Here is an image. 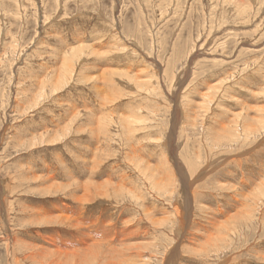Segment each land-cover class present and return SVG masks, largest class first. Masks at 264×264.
Wrapping results in <instances>:
<instances>
[{
	"label": "rangeland",
	"instance_id": "obj_1",
	"mask_svg": "<svg viewBox=\"0 0 264 264\" xmlns=\"http://www.w3.org/2000/svg\"><path fill=\"white\" fill-rule=\"evenodd\" d=\"M263 118L264 0H0V264L88 221L150 264H264Z\"/></svg>",
	"mask_w": 264,
	"mask_h": 264
},
{
	"label": "bare ground",
	"instance_id": "obj_2",
	"mask_svg": "<svg viewBox=\"0 0 264 264\" xmlns=\"http://www.w3.org/2000/svg\"><path fill=\"white\" fill-rule=\"evenodd\" d=\"M130 83V82H129ZM126 85V84H125ZM130 85V84H129ZM127 96V95H126ZM112 104V103H111ZM262 119V118H260ZM264 119V118H263ZM263 123V122H262ZM129 127V126H128ZM141 131V130H140ZM103 132V131H102ZM131 132V131H130ZM129 132V133H130ZM131 134V133H130ZM137 138V137H136ZM129 139V138H128ZM137 140V139H136ZM133 145V144H132ZM165 145V144H164ZM135 148V147H134ZM132 148V149H134ZM154 148V147H153ZM137 149V148H136ZM135 149V150H136ZM106 151V150H105ZM138 151V150H137ZM141 151V150H140ZM139 152V151H138ZM137 152V153H138ZM135 151V154H137ZM134 154V153H133ZM137 156V155H135ZM161 165V164H160ZM164 165V164H163ZM140 166H142L141 162H138L135 164V168L142 172V170H145V166L144 169H140ZM160 167V166H159ZM134 168V167H133ZM163 168V167H162ZM97 169V168H96ZM157 169V168H156ZM147 170V169H146ZM145 170V171H146ZM200 170V169H199ZM203 170V169H202ZM202 170H200L198 172V175L202 172ZM148 171V170H147ZM207 171V170H206ZM162 172V171H161ZM160 172V173H161ZM165 172V171H164ZM196 173V172H195ZM162 174V173H161ZM168 174V173H167ZM201 175V174H200ZM165 179V183L169 181V177H167L166 175H163ZM169 178V179H168ZM137 179V178H136ZM47 180V179H46ZM139 180V179H138ZM193 181H195L193 179ZM192 182H188L185 184V188L187 190H189L190 188L193 187V183ZM152 183H154L155 181H152ZM163 183V184H165ZM107 183L101 184L103 186V191H100V187H102L101 185L95 186L94 185V189H97L96 195H100V196H107L106 192H104V187H110L111 185H107ZM156 187L159 188V184L158 182L155 183ZM86 185V184H85ZM99 185V184H97ZM123 186H126L123 184ZM56 187V185H55ZM60 187V186H59ZM90 185H86V188H89ZM163 187V186H162ZM111 188V187H110ZM124 188V187H123ZM156 188V189H157ZM129 191H132V187L128 188ZM57 190V189H56ZM86 190V189H85ZM113 190V189H112ZM124 191V190H122ZM120 193V192H119ZM90 196V191L87 190L84 195L81 197L84 201L87 200V198H89ZM138 196V195H136ZM139 197V196H138ZM91 199V198H90ZM76 201V200H75ZM105 201V200H104ZM88 202V201H86ZM115 202V201H114ZM123 204L126 202L125 200L121 201ZM128 202V201H127ZM97 203V202H96ZM62 204V203H61ZM66 205V204H65ZM125 205V204H124ZM64 206V205H63ZM52 207V206H51ZM68 207V206H67ZM66 207V208H67ZM65 208V209H66ZM74 208V207H73ZM80 208V207H79ZM104 208V207H103ZM50 209V208H48ZM63 207L59 208L58 206H54L49 212L56 214V217L54 215V218L51 219L52 224L55 223L57 226H51V227H58V228H66L65 225L67 224V228L66 230H70L72 228V230L75 232V234H77L78 232H80L82 230V227H80L79 225V218H80V214H76L77 212L79 213L80 211L77 212H71V216L67 217L65 215L66 210ZM69 209V208H68ZM42 211V209H39ZM69 212V211H68ZM82 212V211H81ZM43 213H41L42 215ZM49 214V215H50ZM106 214V213H105ZM140 214V213H139ZM37 215V212H36ZM40 215V214H39ZM40 215V218H42ZM47 214V216H49ZM52 215V214H51ZM50 215V216H51ZM143 215V214H142ZM33 216V214H32ZM46 216V217H47ZM83 216V215H82ZM97 216V215H96ZM183 216V214H182ZM140 217V216H138ZM179 217V216H178ZM31 218V217H29ZM34 218V217H32ZM36 218V216H35ZM44 218V216H43ZM144 218V217H142ZM28 219V218H27ZM39 219V217H38ZM83 219V218H82ZM141 219V218H139ZM180 218H178L177 220H179ZM35 220V219H34ZM44 221V220H43ZM42 221V222H43ZM47 221V220H46ZM130 221V220H129ZM142 221V219H141ZM41 222V219L40 221ZM82 223L85 222L81 221ZM104 222V221H103ZM127 222V221H126ZM37 223V222H36ZM48 223V222H47ZM95 221L94 222H86L85 226H87V230H89L92 235H87L85 236V238H79V240H77V243H74L75 241L72 240H65L62 241V239H60L59 237H55V235H49L47 237L44 236L43 242L46 243V246L44 245H40V247H37V249H33L30 247H27L25 249H18L17 247H15V244H12L10 242L13 241V239H9V242H7V246H6V255H7V264H150V260L151 259H155L159 260V258L156 256V254H147V252H144L142 249V246L140 244L142 243H133L130 244L128 242V244L126 243L128 241V239L130 240V238L132 237H138L141 234H145V230L140 228H133L131 226H128L129 223H125L123 225V227H121V229H117L116 226L113 227V224H110L112 222H105V224H101L103 230L100 229V231L102 230V232L98 231L99 229L97 227H95ZM82 225V224H81ZM84 225V224H83ZM152 225V224H151ZM180 225V224H178ZM94 227V232H92V228ZM116 227V228H115ZM179 227V226H178ZM177 227V228H178ZM84 228V227H83ZM181 228V226H180ZM179 228V229H180ZM53 230V229H52ZM86 230V228H85ZM177 231V230H176ZM87 232V231H86ZM89 232V233H90ZM46 233V232H45ZM48 233V232H47ZM178 234V233H177ZM48 235V234H47ZM79 235V234H78ZM61 236V235H60ZM100 237L99 240L102 241V243L104 242L107 247H111V246H115V243L121 244L122 246L119 248H115L113 247L112 250H108L105 248L104 252H103V248L101 247V245H97L96 241L91 240L90 241V237ZM14 237V236H13ZM66 237V236H65ZM140 237V236H139ZM176 237V236H175ZM15 238V237H14ZM181 238V237H180ZM223 238V237H222ZM96 239V238H95ZM135 239V238H134ZM141 239V238H140ZM16 240V239H15ZM98 240V238L96 239ZM139 240V239H138ZM60 243H59V242ZM99 241V242H100ZM140 241V240H139ZM138 241V242H139ZM14 242V241H13ZM189 242V241H188ZM14 245V246H13ZM140 245V246H139ZM17 246V245H16ZM33 246V245H32ZM44 246V247H43ZM172 246V245H171ZM21 247V246H20ZM36 247V246H35ZM46 247V248H45ZM177 244L174 245L173 247H171V249L167 250L161 257L160 261L158 262L159 264H176L177 262V257L178 256V250L176 249ZM232 250V249H231ZM229 250V251H231ZM111 251H113L111 254H109ZM223 251V250H222ZM227 251V250H225ZM102 252V253H101ZM217 252H219V250H217ZM216 252V253H217ZM101 253V254H100ZM149 253V252H148ZM220 253V252H219ZM221 255V262H217L215 261V264H229V262L231 261V258L228 257V255L226 256V252L225 254L220 253ZM231 254V253H230ZM153 255V256H152ZM165 255V258H164ZM209 255V254H208ZM216 255V254H214ZM234 255V254H232ZM186 257V256H185ZM193 257V256H192ZM219 257V256H218ZM264 257V256H263ZM194 260L196 259V257H193ZM214 258V257H213ZM205 258L204 260L208 263L214 262V259L216 258ZM190 259V257L188 258ZM200 259V257H199ZM235 259V258H233ZM244 259V258H243ZM246 259V258H245ZM192 260V258H191ZM203 260V259H202ZM203 260V261H204ZM193 261V260H192ZM197 261V260H195ZM201 261V259L199 260ZM204 261V262H205ZM233 261V260H232ZM235 261V260H234ZM253 261V260H252ZM242 262V260H241ZM238 263V262H237ZM246 263V262H245ZM249 263V262H248ZM200 264V263H199ZM202 264V263H201ZM239 264V263H238ZM250 264V263H249Z\"/></svg>",
	"mask_w": 264,
	"mask_h": 264
}]
</instances>
